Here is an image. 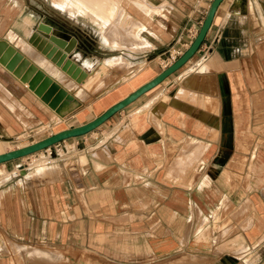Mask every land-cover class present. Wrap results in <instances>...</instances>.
Returning <instances> with one entry per match:
<instances>
[{"label": "crops", "instance_id": "crops-1", "mask_svg": "<svg viewBox=\"0 0 264 264\" xmlns=\"http://www.w3.org/2000/svg\"><path fill=\"white\" fill-rule=\"evenodd\" d=\"M112 1L107 18L78 14L107 21ZM210 1L130 0L127 45L112 33L111 52L97 53L68 9L0 0V38L41 54L25 38L44 19L55 36H76L79 66L96 71L88 86L87 77L77 82L80 97L57 81L79 101L64 117L12 74L16 101L38 123L63 118L68 126L54 132L96 117L163 70L169 51L189 46L187 29L200 26ZM116 57L125 65L108 63ZM41 68L56 81L48 61ZM2 72L10 74L0 64ZM5 107L0 138L13 131ZM51 147L55 160L44 167L19 168L31 156L0 164V264H50L35 253L52 256L44 248L67 252L64 264H264V0H222L179 70L93 131Z\"/></svg>", "mask_w": 264, "mask_h": 264}, {"label": "water", "instance_id": "water-1", "mask_svg": "<svg viewBox=\"0 0 264 264\" xmlns=\"http://www.w3.org/2000/svg\"><path fill=\"white\" fill-rule=\"evenodd\" d=\"M221 1L222 0L210 1L205 17L189 46L172 63L149 81L128 93L96 117L82 124L63 128L39 140L0 152V164L30 155L68 138L79 137L93 131L113 114L125 108L139 96L175 73L189 61L203 42ZM52 29V26L44 19H39L31 25L29 34L25 40L53 64L60 67L62 71L75 79L76 82L81 83L87 77L88 73L78 66L79 64L71 57V51L79 43L78 38L71 35L69 39L66 40L52 34ZM0 64L17 77L20 82L26 84L29 90L37 95L60 117H64L67 113L79 106V101L70 92L21 53L8 40L2 38H0Z\"/></svg>", "mask_w": 264, "mask_h": 264}, {"label": "rangeland", "instance_id": "rangeland-1", "mask_svg": "<svg viewBox=\"0 0 264 264\" xmlns=\"http://www.w3.org/2000/svg\"><path fill=\"white\" fill-rule=\"evenodd\" d=\"M129 1L130 0H116V2H117L116 7L117 8L114 11V16L111 17L110 19H108L107 21H101L99 23L92 22L88 19L80 17L78 13L72 14L73 16L69 15L68 13H67V15L70 16V18H71L72 28H75L78 30L81 29L84 32H86L87 35L85 34V36H87L89 38V41L94 46V47H91V49L93 48L94 51L97 53L98 52L99 53H110L111 49L108 46H111L112 33H115V35H117L116 37L119 39L121 45L122 44L127 45V42H125V40L127 39V37L129 35H131L129 32V28L131 30L134 29L133 21H131V23H128L129 18H127L128 16H127L126 7L129 4ZM135 1H138V0H135ZM51 2L56 7L55 3L52 0H51ZM58 2H60L61 4H64L65 0H59ZM137 4H138V2H137ZM65 9L67 10V8H65ZM60 10H62V9H60ZM135 27L141 28L142 26L140 24H137ZM9 31H12V30H9ZM12 32L15 33L14 31H12ZM20 40L21 39H18L15 41L18 42ZM102 40L104 43H107L109 45H106L103 47L100 46V48H98L97 46L99 45V43ZM79 47H80V43H78L74 49L79 48ZM96 48H98L97 51H96ZM18 50L21 53H23L27 58L32 60L33 62L39 61V64L41 65V67H45V62L48 61L50 63V65H52V67L55 68L57 71L56 81H58L60 84H62L65 88H67V89L70 88L71 90L76 91L75 95L77 97H80L83 95L82 89L81 88L77 89L76 80L73 79L70 75L66 74L64 71H62L60 69V67L56 66L55 64H52V62L49 59H47L45 56L37 53L34 49H33L34 53H36V54H34V53L26 54L25 52H22L20 49H18ZM72 51H71V54H72ZM117 59H115V61H112V62L109 61L108 63L111 62L110 65H114V64H121V66L125 65V61L122 57H120V58L118 57ZM79 61L80 60H78L77 63ZM35 64L38 65L37 63H35ZM87 69H90V67ZM45 71L48 73L47 70H45ZM95 72L96 71L93 69L91 72H88V76L86 78V81L82 85L88 86L90 83H92L93 80L96 78ZM104 72H105L104 77L99 78V85H97V87H96L97 89L102 87L106 83L105 78L107 77V75H106L107 71H104ZM3 74H4L3 72L0 74V110H3L5 106H8L13 111L12 112L13 117L7 119L8 120V123H7L8 126L7 127L11 126L13 128V131L10 132L7 129L8 132H10V133H8L6 131L7 133H5L3 135V137L0 138L2 140L0 142V146L2 148L16 147V146H20V145L29 143L31 141L39 140V139H41L47 135L52 134L56 129H58V128L60 129L61 123H62V127L68 126L66 121H64L63 118H59V117H55L52 120H44L43 122L38 123V120L33 118L31 116V114L27 110H25L21 106V104H19L16 101L15 92H14V89H16V88L11 87V83H12L11 81L13 80V75L10 73L7 76L6 72H5L6 75L5 74L3 75ZM129 75H130L129 72H127L124 75L126 77L125 80H127V77ZM16 84L17 83H15V86L17 87ZM106 97H110V96L106 95L102 98H106ZM8 101L11 103H9ZM17 108H20L23 110L17 111ZM15 116H17L18 119H16ZM15 125H16V127H15ZM21 127H23L24 129L15 133V130L17 131ZM35 163H38V162L36 161ZM39 163H41V164L38 166H43V167L46 166V164H44L43 160H40ZM189 163L192 164V163H194V161L191 160V161H189ZM191 164H190V166L185 165L184 171L186 169H192L193 164L192 165ZM44 249H47V252L52 256H47L46 254H43L38 250H36L35 253L39 254L40 256H44L45 258H41V259L46 260L50 264H64L65 261L69 260V256H68L67 252H65V251H58V250L50 249V248H44ZM243 249H244V251L246 250L245 248H243ZM25 252H27V251H25Z\"/></svg>", "mask_w": 264, "mask_h": 264}, {"label": "bare ground", "instance_id": "bare-ground-1", "mask_svg": "<svg viewBox=\"0 0 264 264\" xmlns=\"http://www.w3.org/2000/svg\"><path fill=\"white\" fill-rule=\"evenodd\" d=\"M54 1V3L55 4H57L59 7H61L62 9H64V8H67L68 10H69V12H71L70 14H75V13H80V11L83 9V11L84 12H87V15L88 16H92V17H94L95 15H96V9L98 10V11H100V13L102 12L103 13V15L102 16H104V18L106 17L107 18V16H109L110 14H111V11L114 9V7H115V4L113 3V1L112 0H65V2H64V4H61L60 2H58L57 0H53ZM114 13V12H113ZM101 15V14H100ZM100 15H98V17L100 16ZM112 15H114V14H112ZM86 18V17H85ZM92 19V18H91ZM101 20V19H100ZM96 22V21H95ZM10 35V34H9ZM13 35V34H12ZM10 37H11V35H10ZM10 40H12V38H10ZM26 43V42H24V40L22 41L21 40V42L19 41V43ZM140 43H141V41H140ZM18 45V44H17ZM26 46V45H25ZM22 47H23V44H22ZM27 49V48H26ZM29 49V51H31V49L30 48H28ZM28 50H25L24 49V52H27ZM73 52V51H72ZM31 52H29V54H30ZM32 54V53H31ZM36 54V53H35ZM31 56V55H30ZM71 57L73 58V60L75 61V62H77L78 61V58H79V56H78V54L77 53H75V52H73L72 54H71ZM117 58V57H116ZM120 58V57H119ZM118 60V59H117ZM120 60V59H119ZM81 62V61H80ZM112 62V61H111ZM110 62V63H111ZM117 62V61H116ZM109 63V64H110ZM53 64V63H52ZM86 64L85 63H83V66H85ZM43 66V65H42ZM83 66H82V68H83ZM49 73V72H48ZM55 73H57L56 71H55ZM54 76V75H53ZM55 76H56V74H55ZM37 167V166H36ZM35 167V168H36ZM41 167V166H40ZM34 168V169H35ZM6 176H8V175H6Z\"/></svg>", "mask_w": 264, "mask_h": 264}, {"label": "built area", "instance_id": "built-area-1", "mask_svg": "<svg viewBox=\"0 0 264 264\" xmlns=\"http://www.w3.org/2000/svg\"><path fill=\"white\" fill-rule=\"evenodd\" d=\"M198 28L199 27L197 25L196 26L194 25V26H191L187 29V35L189 36V38L191 40L197 34ZM181 52H182V50L179 48H175V49H172L171 51H169L168 56L165 58L164 66H168L170 63H172L181 54ZM58 143H55L53 145L56 146ZM54 150H56L55 147L52 148L50 146V147L44 148L40 151H37V152H40V155H35V154H37V152H34L30 155H27V156H31V158H29L27 160L28 163L26 162L25 164H21V166H19V168L28 167L31 165V163H35L36 161L39 162L40 160H43L44 164L52 163L55 160L54 153H53Z\"/></svg>", "mask_w": 264, "mask_h": 264}]
</instances>
